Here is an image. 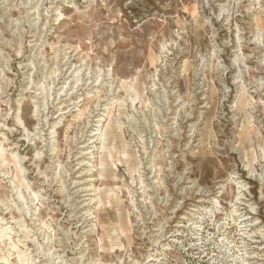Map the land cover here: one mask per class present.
<instances>
[{
    "label": "rangeland",
    "instance_id": "1",
    "mask_svg": "<svg viewBox=\"0 0 264 264\" xmlns=\"http://www.w3.org/2000/svg\"><path fill=\"white\" fill-rule=\"evenodd\" d=\"M0 264H264V0H0Z\"/></svg>",
    "mask_w": 264,
    "mask_h": 264
},
{
    "label": "bare ground",
    "instance_id": "2",
    "mask_svg": "<svg viewBox=\"0 0 264 264\" xmlns=\"http://www.w3.org/2000/svg\"><path fill=\"white\" fill-rule=\"evenodd\" d=\"M242 222H244V219H240L239 220V224H241Z\"/></svg>",
    "mask_w": 264,
    "mask_h": 264
}]
</instances>
